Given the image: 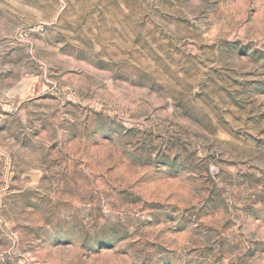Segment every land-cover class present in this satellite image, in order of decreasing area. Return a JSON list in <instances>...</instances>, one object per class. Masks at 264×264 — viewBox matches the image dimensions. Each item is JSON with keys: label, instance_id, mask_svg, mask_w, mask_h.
I'll return each instance as SVG.
<instances>
[{"label": "rangeland", "instance_id": "374dc122", "mask_svg": "<svg viewBox=\"0 0 264 264\" xmlns=\"http://www.w3.org/2000/svg\"><path fill=\"white\" fill-rule=\"evenodd\" d=\"M0 264H264V0H0Z\"/></svg>", "mask_w": 264, "mask_h": 264}]
</instances>
